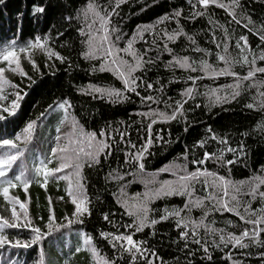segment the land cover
I'll return each mask as SVG.
<instances>
[{"label": "trees", "instance_id": "obj_1", "mask_svg": "<svg viewBox=\"0 0 264 264\" xmlns=\"http://www.w3.org/2000/svg\"><path fill=\"white\" fill-rule=\"evenodd\" d=\"M218 2L227 7L210 4L204 8L197 0L0 3V68L5 69L4 77L10 82L0 94L6 97L0 99V115L5 117L0 119V159L23 152L7 176L0 178V185L6 179L17 183L14 177L22 171L35 176L41 161L48 169H55L70 160L73 167L56 175L74 173L75 164L82 165L81 183L89 209L77 221L65 180L50 177L41 187L43 176H35L27 193L17 183V187L9 189V195L26 204L32 225L49 233L46 225L50 213L55 215V225L50 234L31 247L0 248V264H41L42 258L43 264H103V260L110 264H147L148 260L154 264H264V232L257 243L246 238V248L221 243V235H239L244 228L253 226L240 221L233 212L217 210L219 205L207 199L222 195L215 183L218 177H224L230 182V194L235 193L231 185L239 188L235 194L241 205L239 211L246 219L255 217H249L245 207L257 213L264 209V198L259 196V192H264V184L260 183L264 179V97L260 96L264 92V73L243 81L240 95L235 98L230 86L237 83V78L219 74L229 67L220 56H228L233 61L230 71L241 77L252 67H264V61L258 59L254 66L235 63L244 55L251 60L264 49V0H239L238 6L232 0ZM90 3L108 19V35L116 48L124 49L132 41L133 51L143 57L142 67L133 73L137 78L135 91H130L113 70L111 57L105 58L103 48L107 44L101 40L105 35L101 20L94 13L84 14ZM172 35H176L175 40L168 38ZM241 36L247 37L250 46L244 51L237 47L238 42L243 45ZM38 38L43 49L30 47ZM13 48L27 75L9 70V62L2 59L4 52ZM21 48L28 51L21 53ZM49 52L56 55L49 57ZM119 56L135 66L130 53L119 52ZM185 58L191 67L176 63ZM204 63L210 68L201 70ZM102 66L108 70L102 71ZM11 67H15V62ZM96 88L102 91H94ZM189 88L192 93L185 95ZM116 90L120 96L109 95ZM17 93L22 99L19 107L13 108ZM65 101L70 105H66V110L59 107ZM179 104L183 107L179 108ZM249 104L253 107L249 108ZM172 115L176 118L166 119ZM30 123L35 126L26 141L24 130ZM101 132L105 133L103 137ZM90 133L96 134L97 141L110 145L99 154L98 163L84 153L76 158L81 147L90 152L98 146L95 141L92 148L87 146ZM17 136L21 139L17 140ZM5 139L18 147L3 145ZM63 147L68 151L52 155L53 148ZM145 147L143 158L133 159ZM193 172L209 175H201L198 181L180 180ZM182 183H188L191 195H155L165 184L180 189ZM254 189L257 194L251 195ZM195 201H203V206L196 207ZM125 202L145 204L149 221L155 219L158 223L136 232L135 218L127 214ZM12 207L0 195V216L11 221ZM15 207L23 225L24 210L18 204ZM175 211L180 216L161 219ZM181 219L188 227L178 223ZM201 220L203 225L193 235L192 221ZM205 226L222 232H210ZM183 232L188 233L186 238ZM102 233L132 235L146 251L143 255L135 253L133 260V254L119 246L124 241L116 242ZM2 234L12 242L30 241L34 235L23 226L6 228ZM89 237L91 243L86 245ZM91 248H95L97 256H93Z\"/></svg>", "mask_w": 264, "mask_h": 264}, {"label": "snow or ice", "instance_id": "obj_2", "mask_svg": "<svg viewBox=\"0 0 264 264\" xmlns=\"http://www.w3.org/2000/svg\"><path fill=\"white\" fill-rule=\"evenodd\" d=\"M2 2H3V0H0V3H2ZM197 2L201 6H203L204 8H207L210 4H214V5L221 7V8L227 7L225 4L219 3L218 0H197ZM232 4L238 6L239 0H232ZM37 11L42 12L43 9L38 8ZM90 12L94 13L101 20V24H102V27H103L104 32H105V35L101 38L103 43L107 44V47L103 48L105 58L107 59L108 57H111V64L115 66V68L113 70L119 74V76L123 79L124 85L130 91H135V85H136L137 78L133 75V73L137 69L142 67L143 62H144L143 57L140 56L135 51H133V42L132 41H130L128 43L126 48L117 49L115 46V43L110 40L109 35H108V29H107V24L109 22L108 19L103 17V16H100L99 12L96 11V6L92 3H90L88 5L87 9L85 10V13H84L85 16H87L88 13H90ZM229 14L232 15V13H229ZM176 15L179 16L180 13L177 12ZM197 15H202V13H197ZM233 19L235 20L234 15H233ZM237 23H239V21H237ZM168 38L170 40H175L176 35L169 36ZM117 39H119V37H117ZM261 39L264 40V35H261ZM239 40L243 42V45H241L239 42L237 43V47L241 48V51H244V50L250 48V46L248 45L247 37L241 36L239 38ZM89 44L91 47L92 46V38H90ZM30 47L43 49L44 44H42L38 38L34 44L30 45ZM27 51H28V49H26V48L20 49L21 53H24ZM225 51H227V46H225ZM119 52L130 53L135 58V66L129 64V62L127 60H125L123 57L119 56ZM48 55H49V57H51V56L56 55V54L49 52ZM88 55L91 56L93 54L89 53ZM57 58L61 59V60L63 59L62 57H57ZM2 59L4 61L9 62V70H11L13 72L18 71L21 75H27L26 73L23 72V70L20 66L19 57L17 55L15 48H13L10 51L4 52ZM219 59L229 65L228 68L223 69L219 74H221V75H223V74L232 75V76L237 78V83L234 86H230L233 88V93H232L233 98L240 95L239 89L241 88L243 81L251 80L253 77L256 76L257 73H264V67H252L248 71L247 75H244L241 77V76H239L238 73L230 71V67H231V64L233 63V61L230 60L228 56H220ZM257 59L260 61H264V49L261 50V54H259L258 56H254L253 59H251V60H249L247 55H244L242 57V60L235 61V63L250 64V65L254 66V65H256ZM13 62H15L14 68L11 67ZM176 63H178L181 67H191V65L189 64V62L186 58L183 60H177ZM33 66L35 67L34 62H33ZM209 68H210V66L207 65L206 63H204V64H202L201 70H207ZM101 70L104 71V70H108V69L105 68L104 66H102ZM192 71H196V68H192ZM4 72H5V69L0 68V94H2L4 91L3 86L5 84L10 83L4 77ZM148 87L150 88L152 86L148 85ZM94 91L101 92L102 90L99 88H96V89H94ZM191 93H192V89L189 88L186 91L185 95H190ZM109 95L120 96L121 93L118 90H116V91L110 92ZM260 96L264 97V92H261ZM5 98L6 97H4L3 95H0V99H5ZM20 99H22V97L19 95V93H17L16 94V101H14L12 104L13 108L19 107L18 101ZM146 99L151 100L152 97H147ZM66 105L68 107H70V105L68 104L67 101L60 104L59 107L66 110ZM261 106L264 107V101H261ZM178 107L182 108L183 104H179ZM248 107L251 108V107H253V105L249 104ZM3 111L8 112L9 109L4 108ZM150 115H156V114L152 113ZM159 115L163 116L164 114L160 113ZM4 118H5L4 116L0 115V119H4ZM175 118H176L175 115L166 117V119H169V120L175 119ZM153 123H155V121H153ZM34 126H35L34 123H30L27 126V128L24 130L26 133V135L24 136V139L26 141L31 138V133L34 129ZM149 127H151V125H149ZM100 135L103 137L105 135V133L101 132ZM16 139L20 140L21 137L17 136ZM94 141L98 145L94 151L85 152L84 148L81 147L79 149V152L77 153L76 158L79 159V153H84L92 162L98 163L99 162L98 161L99 154L104 152V150L106 148H109L110 145L107 144L104 140L97 141L95 133L87 134V146L89 148L93 147ZM2 143H3V145L8 146L10 148H17L18 147L17 144L15 142H13L12 140L5 139V140H3ZM148 143L150 144L151 140H149ZM133 147H135V146L133 145ZM67 151H68L67 147L53 148L52 149V155L56 156L57 152H67ZM146 151H147V147H145L143 149V151H141L140 153L133 156V159H135L137 161L141 160L143 158L144 152H146ZM229 151H232V149H229ZM22 155H23V152H17L16 154L7 155L5 158L0 159V178H4L7 176L8 170L11 169L13 163L16 162L18 157H20ZM60 159L63 160L64 158L61 157ZM201 163H203V161H201ZM227 163L231 164V163H233V161H228ZM71 167H73V164L71 163L70 160H69V162L60 163L59 166L55 169H48L47 165L43 161H41V167L35 169V176H40V175L43 176V183L41 184V187H44L48 183V179L50 177L57 180V181H59V180L67 181V188L65 189V191H66L67 195L71 198V202L75 206V212L73 213V215L75 217H77V221H79V217L84 215L85 213H87L89 211V209L87 207L88 197L84 193L83 184L81 183L82 177L80 175V169H81L82 165L80 163L75 164L76 170L74 173H70L67 175H60V176L56 175V173H62V172H64L65 169L71 168ZM139 168H140V170H143V168H144L143 163L139 164ZM201 175H209V174L208 173H201V172H193V173H189L185 176H182L180 178V180L183 182L198 181L199 177ZM35 176H31V177L27 176L22 171L20 173V175H16L14 177V180L17 183H19L20 185H22L24 191L27 193V189L30 186V184L33 182V180L35 179ZM73 177H74V180H73ZM17 183H14L13 179H6L3 181V185H0V195H2L4 197L5 201H7L8 203L13 205V207L11 208V217H12L11 221L9 219L4 218L3 216H0V248H4L5 245H11L12 247H18V248L31 247L33 244H36L41 239H43V237L45 235L50 234L51 230H53V227L55 225L54 213H50L48 224L46 225V227L49 229V233H44V232H42V230L40 228L32 225L31 219L28 218V214H27V210H26V204L21 203L18 197H11L9 195V189L17 187ZM260 183L264 184V179H262L260 181ZM229 186H230L229 181H226L224 177H218L217 182L215 183V187L222 190V195H212V196H209L207 199H211L215 202L216 205H219V208L217 210L222 209V210H225L228 212H233L239 218L240 221L253 226L252 228H244L243 231L239 235L229 233V234H227V236H225V235L220 236V242L225 244V245L234 243L235 246H239L241 248H246L249 246L248 244L244 243V240L246 238L248 240H250L252 243H257V242H259L257 238L260 236V233L264 232V228L261 227V225H264V209H261V211L259 213H257L255 210L251 209L250 207H245V209H244L245 213H248L249 217H255V218H247L246 219V216L239 211V208L241 205H240V201L238 200L237 195L235 194V193H239V191H240L239 188H236L234 185H231L232 187L235 188V193L230 194L229 190H228ZM188 187H189L188 183H182L180 189H177L171 185L165 184L160 189L157 190L155 195L156 196H159L161 194H165V195H170V194L191 195V193L188 192ZM256 194L257 193L254 189L253 192L251 193V195H256ZM259 196L264 198V192H259ZM224 197H229V199L225 200ZM60 199H63V197H61ZM193 203L195 204L196 207H202L203 206V201H195ZM17 204L19 205L20 209L24 210L23 217H24L25 223L23 225H21L19 223L21 217L18 214L16 207H15V205H17ZM49 204L51 205V197H49ZM125 206L129 209L127 214L129 216H132L135 218L134 223L136 225V227H135L136 232H141V231H143V229L145 227H148L150 225L154 226L156 223H158V221L155 219H152L149 221L148 208L145 204L128 205L127 202H125ZM186 207H188V205H186ZM169 215L180 216V212L175 211V212L166 213V215L161 217V219H167ZM104 219L107 220L108 217L105 216ZM72 222H73L72 220H69V223H72ZM80 222H82V221H80ZM178 223L183 224V219H181V221H179ZM203 223H204L203 220H201L199 223L192 221L193 235L197 234L196 229L201 227L203 225ZM20 226L29 227L31 229V231L34 235L32 236L30 241L22 242L20 240H16L15 242H12V241H9V239L6 235L2 234L4 229H6V228H15V227H20ZM183 226L185 228L188 227L187 224H183ZM129 227H131V225H129ZM205 227H206V230H208L210 232H215V231H221L222 232V230L208 229L207 226H205ZM56 230H58V226H57ZM102 235H104L105 238H108L109 236H111V238L116 242L124 241V243L120 244L119 246L121 247V249L123 251L128 252V253H132L133 254V256H132L133 260L136 259L135 253H141V255H143L144 252L146 251V250L141 249L140 242L135 241L133 239L132 235H112L111 233H102ZM182 236L186 238L188 236V233L183 232ZM195 242L199 243L198 240ZM90 243H91V238L90 237L86 238L85 244L90 245ZM204 250H205V252H207V248H205ZM78 251H79V249H78ZM91 252H92L93 256L98 255L96 253L95 248H91ZM152 255H155V253H152ZM101 259H103V258H101ZM209 259H211V257H209ZM41 264H43V258L41 260ZM103 264H110V262L107 260H103ZM113 264H114V262H113ZM147 264H154V262L151 260H148Z\"/></svg>", "mask_w": 264, "mask_h": 264}]
</instances>
